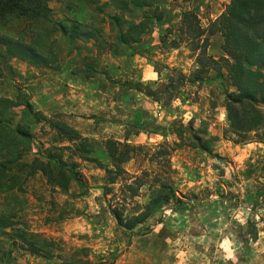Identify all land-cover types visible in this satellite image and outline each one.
Listing matches in <instances>:
<instances>
[{
	"label": "rangeland",
	"instance_id": "374dc122",
	"mask_svg": "<svg viewBox=\"0 0 264 264\" xmlns=\"http://www.w3.org/2000/svg\"><path fill=\"white\" fill-rule=\"evenodd\" d=\"M229 1L154 0L162 21L117 55L105 44L115 36L108 17L119 16L124 29L126 21L141 20L144 8L129 13L110 0L50 1L54 20L102 27L103 49L98 53L91 43L79 41L71 49L57 34L59 68L10 59L0 77V98L21 96L34 111L59 116L92 142V156L104 166L110 165L106 141L138 147L124 168L144 185L129 198L122 182L108 186L104 170L71 151H64L63 159L75 165L83 185L72 181L65 191L47 185L39 172L28 176V170L13 167L0 178V214L13 221L11 229L0 232V264H264V140L236 145L224 138V91L232 88L224 77L216 80L213 70L198 74L196 53L185 39L172 47L180 40L183 12H195L207 28ZM23 25L13 20L0 34L15 36ZM222 42L220 34L210 37L207 55L221 58ZM83 57L97 71L91 79L76 74ZM9 116L12 128L23 125L31 135L21 163L67 145L55 142L54 132L35 123L23 107ZM189 124L202 137H217L213 153L193 148L186 134L169 157V175L167 167L152 161L154 150L164 142L180 143L171 129ZM155 174L170 176L180 200L162 204L132 231L122 230L111 210H120L124 218L143 210L155 197ZM32 247L43 256L32 255Z\"/></svg>",
	"mask_w": 264,
	"mask_h": 264
},
{
	"label": "trees",
	"instance_id": "16d2710c",
	"mask_svg": "<svg viewBox=\"0 0 264 264\" xmlns=\"http://www.w3.org/2000/svg\"><path fill=\"white\" fill-rule=\"evenodd\" d=\"M52 0H0V28L13 20L23 22V27L15 36L0 34V77L10 59H18L32 66L57 70L58 54L55 49L56 35L62 36L71 49H75V41L91 43L99 53L103 49L101 41H105L114 55L125 46L137 45L143 36L154 29L155 24L162 21L163 13L154 8V0H110L121 5V9L132 13L134 9H143L141 20L126 21L125 28L121 18L109 16L108 25L115 32L113 39H105L102 27L85 25L73 19L54 20L49 3ZM94 2V0H92ZM106 4V3H104ZM179 41L174 40L172 47L185 39L190 44V51L196 53V63L200 67L198 74L213 70L218 80L224 77L232 91H224V109L226 112L227 129L223 136L233 144H248L264 140V0H230L224 11L207 28H202L197 15L193 11L183 12L179 21ZM215 34L222 37L221 51L223 56L218 60L207 55L209 38ZM105 39V40H104ZM93 61L87 57L81 58V67L76 74L85 79H91L97 73ZM197 81L203 78L197 75ZM152 91H148L151 96ZM23 107L25 114L33 118L35 123H45L54 132L56 141L66 143V146H54L46 154L38 152L31 164L21 163L28 151L31 135L23 125L12 128L8 116L12 109ZM11 118V116H9ZM171 133L180 143L172 145L164 142L154 150V164L168 167L172 152L183 141L184 135L190 138L191 146L201 152L212 155V144L217 137H202L193 126L176 125ZM109 166H104L92 155V142L83 137L76 129L61 120L59 116L48 118L39 111H34L32 105L17 96L12 100L0 98V178L10 172L13 167L20 171L28 170V176L39 172L50 187L67 190L70 183L83 182L74 169V164L66 165L63 159L64 151L71 155L94 163L104 170L108 186L122 182V188L129 198L138 196L144 181L139 177H130L124 166L129 163L137 148L125 142L108 140L105 143ZM43 154V155H41ZM165 164V165H163ZM169 175L161 177L154 175L155 197L141 211L124 218L118 209H112L111 214L117 225L124 231H132L145 223L154 211L164 203L178 202L175 196L173 182ZM109 190V189H108ZM12 217L0 214V232L11 229ZM31 254L43 256L39 248L32 247Z\"/></svg>",
	"mask_w": 264,
	"mask_h": 264
}]
</instances>
